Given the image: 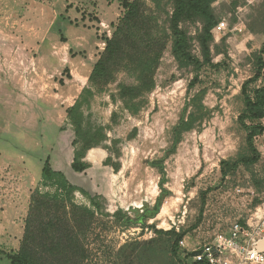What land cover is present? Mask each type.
Listing matches in <instances>:
<instances>
[{
	"label": "rangeland",
	"instance_id": "obj_1",
	"mask_svg": "<svg viewBox=\"0 0 264 264\" xmlns=\"http://www.w3.org/2000/svg\"><path fill=\"white\" fill-rule=\"evenodd\" d=\"M141 1L153 9L151 0ZM163 7L158 25L167 29L172 5L163 0ZM212 8L225 28L212 30L209 63L201 45L202 23L181 24L201 69L180 67L168 42L156 87L138 115L109 97L119 84L132 82L126 73L117 74L95 95L85 112L94 124L105 127L108 138L88 151L85 161L90 167L77 174L70 167L73 132L66 125V110L88 86V76L123 9L118 0H0V189L15 198L10 204L0 202L6 204L0 214L1 250L19 249L33 192H53L40 186L48 156L52 168L61 169L69 182L101 196L106 213L121 209L131 219L154 207L162 174L153 163L163 165L168 196L156 218L147 221L150 227H125L96 215L84 264H112L121 247L157 240V230L184 233L189 246L211 244L235 222L251 216L264 201V133L255 139L260 153L255 165L222 179L220 163L246 153V132L238 122L244 108L241 89L253 77L258 56L264 60V0H215ZM256 85L264 87V74ZM199 92H204L207 117L183 133L175 152L165 158L173 144V127ZM113 112L116 123L111 121ZM73 201L88 206L80 193ZM163 243L162 238L154 246L151 264L170 261ZM0 264H8L3 255Z\"/></svg>",
	"mask_w": 264,
	"mask_h": 264
},
{
	"label": "trees",
	"instance_id": "obj_2",
	"mask_svg": "<svg viewBox=\"0 0 264 264\" xmlns=\"http://www.w3.org/2000/svg\"><path fill=\"white\" fill-rule=\"evenodd\" d=\"M118 1L123 9L122 16L116 25H112L114 31L111 38L105 39V49L88 76V86L82 89L73 105L66 110V125L74 136L70 166L77 174L90 167L85 161L88 151L102 146L108 138L105 127L94 124L85 111L90 108L95 95L115 81L117 74L126 73L132 78V82L119 84L116 93H110L109 97L114 104L120 103L123 110L136 116L156 87V71L168 42H171V54L180 67L191 65L196 70L202 68V63L191 55L189 38L181 27L182 23L191 20L200 21L203 25L201 45L205 62L209 63L211 34L218 24L212 8L215 0H168L172 5V13L167 19V29L158 25L159 13L165 7L163 0H151V10L146 9L141 0ZM263 69L264 60L259 55L253 77L241 89L244 108L238 122L246 132V153L233 160L221 161L222 179L234 174L239 168L251 167L260 160L255 139L264 133V87L257 86L256 83L263 76ZM196 80L195 78L191 82V87ZM203 96L204 92H199L185 105L178 123L172 129L173 144L165 158L175 152L183 133L194 130L207 117L208 111L202 103ZM189 107L191 111L187 113ZM111 121L117 122L116 112L112 113ZM153 167L158 168L162 174L160 194L153 208H147L135 219H131L121 209L113 214L106 213L100 204L101 196H91L83 188L69 182L62 172L52 169L50 157H46L41 168L40 186L53 192L41 194L39 189L33 192L19 249L12 252L0 249V255L7 259L8 264H84L90 255L86 239L96 215L112 218L125 227L140 225L142 229L149 228L147 221L156 218L168 196L163 187L165 171L161 161L153 163ZM75 193L83 195L88 206H77L73 201ZM156 234L157 240L121 247L114 254L116 259L112 264H151L153 258H149L152 255L150 253L162 238V251L170 258L167 264H206L191 263L182 257L183 252L178 244L184 233L157 230Z\"/></svg>",
	"mask_w": 264,
	"mask_h": 264
},
{
	"label": "built area",
	"instance_id": "obj_3",
	"mask_svg": "<svg viewBox=\"0 0 264 264\" xmlns=\"http://www.w3.org/2000/svg\"><path fill=\"white\" fill-rule=\"evenodd\" d=\"M225 23L217 25L224 29ZM264 201L244 221L235 222L224 237L206 245L189 246L179 241L182 257L191 263L206 264H264Z\"/></svg>",
	"mask_w": 264,
	"mask_h": 264
},
{
	"label": "crops",
	"instance_id": "obj_4",
	"mask_svg": "<svg viewBox=\"0 0 264 264\" xmlns=\"http://www.w3.org/2000/svg\"><path fill=\"white\" fill-rule=\"evenodd\" d=\"M73 138H74V136H73ZM73 140V139H72ZM72 142V141H71ZM71 144V143H70ZM72 147V146H71ZM72 160H73V148H72V155H71V162H72ZM87 162V161H86ZM88 163V162H87ZM51 164V163H50ZM71 164V163H70ZM52 167V166H51ZM71 167V166H70ZM53 169V168H52ZM54 171H58V172H61V169H53ZM77 186V185H76ZM1 200L2 201H4V203L6 202L7 204H10V203H12L14 200H15V198H14V193L13 192H10L9 191V193H4L1 189H0V202H1ZM0 204V214L3 212V208H5V206H6V204ZM1 206H2V208H1ZM2 221V218L0 217V222ZM2 251H4V250H2ZM14 251H16V250H14ZM4 252H6V251H4ZM12 252V251H11Z\"/></svg>",
	"mask_w": 264,
	"mask_h": 264
},
{
	"label": "water",
	"instance_id": "obj_5",
	"mask_svg": "<svg viewBox=\"0 0 264 264\" xmlns=\"http://www.w3.org/2000/svg\"><path fill=\"white\" fill-rule=\"evenodd\" d=\"M261 245H263L261 248L264 249V243H262Z\"/></svg>",
	"mask_w": 264,
	"mask_h": 264
}]
</instances>
